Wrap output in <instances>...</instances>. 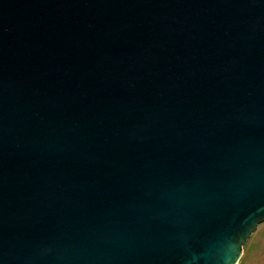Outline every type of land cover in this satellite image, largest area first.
<instances>
[{
    "label": "water",
    "instance_id": "95a60500",
    "mask_svg": "<svg viewBox=\"0 0 264 264\" xmlns=\"http://www.w3.org/2000/svg\"><path fill=\"white\" fill-rule=\"evenodd\" d=\"M262 222L264 0H0V264H236Z\"/></svg>",
    "mask_w": 264,
    "mask_h": 264
},
{
    "label": "rangeland",
    "instance_id": "374dc122",
    "mask_svg": "<svg viewBox=\"0 0 264 264\" xmlns=\"http://www.w3.org/2000/svg\"><path fill=\"white\" fill-rule=\"evenodd\" d=\"M236 264H264V222L257 225L244 243Z\"/></svg>",
    "mask_w": 264,
    "mask_h": 264
},
{
    "label": "snow or ice",
    "instance_id": "6c2138e0",
    "mask_svg": "<svg viewBox=\"0 0 264 264\" xmlns=\"http://www.w3.org/2000/svg\"><path fill=\"white\" fill-rule=\"evenodd\" d=\"M244 235H246V233H244ZM238 251H239V250L237 249V255H238ZM234 258H235V257H233V259H234Z\"/></svg>",
    "mask_w": 264,
    "mask_h": 264
}]
</instances>
